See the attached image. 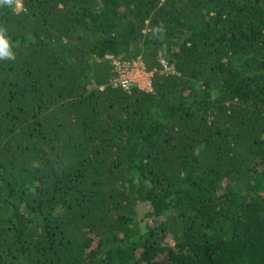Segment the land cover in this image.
Masks as SVG:
<instances>
[{"label": "trees", "instance_id": "1", "mask_svg": "<svg viewBox=\"0 0 264 264\" xmlns=\"http://www.w3.org/2000/svg\"><path fill=\"white\" fill-rule=\"evenodd\" d=\"M21 2L0 264H264V0ZM107 54L152 89L113 85Z\"/></svg>", "mask_w": 264, "mask_h": 264}, {"label": "built area", "instance_id": "2", "mask_svg": "<svg viewBox=\"0 0 264 264\" xmlns=\"http://www.w3.org/2000/svg\"><path fill=\"white\" fill-rule=\"evenodd\" d=\"M114 71L111 82L113 85L120 86L124 89L138 87L144 90L152 89V77L155 69H147L144 61L140 56L134 59H122L112 54H107ZM164 72L171 71L167 61L159 57Z\"/></svg>", "mask_w": 264, "mask_h": 264}, {"label": "clouds", "instance_id": "3", "mask_svg": "<svg viewBox=\"0 0 264 264\" xmlns=\"http://www.w3.org/2000/svg\"><path fill=\"white\" fill-rule=\"evenodd\" d=\"M0 6H6L17 13L23 9L21 0H0ZM6 32V28L0 27V59H15L12 45Z\"/></svg>", "mask_w": 264, "mask_h": 264}]
</instances>
